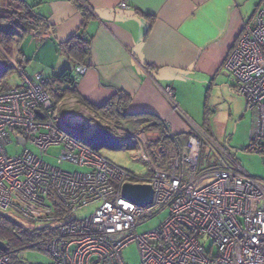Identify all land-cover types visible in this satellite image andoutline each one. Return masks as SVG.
<instances>
[{
    "label": "built area",
    "instance_id": "obj_1",
    "mask_svg": "<svg viewBox=\"0 0 264 264\" xmlns=\"http://www.w3.org/2000/svg\"><path fill=\"white\" fill-rule=\"evenodd\" d=\"M15 8L12 0H0V18ZM0 30L8 31L7 24L0 21ZM14 67L18 85L0 93V212L54 230L46 239L52 264H125L122 251L133 243L142 264H264V180L247 175L224 148L218 149L220 164L201 171V140L189 137L180 151L166 150L168 161L162 167L148 152L144 131L120 132L126 144L136 147L135 159L147 164L150 176L138 177L81 138L88 118L59 116L63 103L54 102L42 74L29 75ZM6 68L0 60V76ZM223 69L231 88L253 113L245 151L264 156V1ZM80 72L81 67L72 86L67 84L72 91ZM164 92L173 110L182 113L174 87ZM101 120L93 121L109 133L113 121ZM198 133L216 147L205 131ZM14 138L19 145L25 142V150L9 155L7 146ZM52 147H59V165L67 162L84 171L68 172L46 162L44 154ZM128 183L152 186V202L141 207L124 198ZM94 205L89 217L77 219L78 212ZM163 211L169 214L158 227L137 234L140 224ZM204 239L211 242L207 249ZM0 264H13L1 250Z\"/></svg>",
    "mask_w": 264,
    "mask_h": 264
},
{
    "label": "crops",
    "instance_id": "obj_2",
    "mask_svg": "<svg viewBox=\"0 0 264 264\" xmlns=\"http://www.w3.org/2000/svg\"><path fill=\"white\" fill-rule=\"evenodd\" d=\"M20 1L34 7L39 25L27 33L11 31L18 38L19 54L3 41L0 50L7 62L24 70V62L33 58L42 65L40 74L56 81L66 71L75 75L81 67L61 45L75 36L83 39L89 59L79 73L74 94L58 103H63L59 116L88 118L96 129L94 144L99 152L102 148L121 150L113 137L138 162L136 147L126 144L120 132L146 133L158 120L176 140L169 149L179 151L189 137L205 131L192 120L195 101L203 98L205 90L231 89L223 65L264 0ZM78 5L87 8L86 15ZM168 86L176 90L182 113L175 112L168 101L164 92ZM119 93L130 97L126 118L110 116L105 108ZM115 117L118 123L108 128L111 135L106 129L97 133L101 128L93 120L109 123ZM149 133L153 141L159 140L158 132ZM167 161L164 155L162 162H154L165 167ZM148 176L149 171L143 177Z\"/></svg>",
    "mask_w": 264,
    "mask_h": 264
},
{
    "label": "rangeland",
    "instance_id": "obj_3",
    "mask_svg": "<svg viewBox=\"0 0 264 264\" xmlns=\"http://www.w3.org/2000/svg\"><path fill=\"white\" fill-rule=\"evenodd\" d=\"M2 33L0 34L5 42H3V45L10 47L12 44V48L17 51L14 53L19 54L17 49L18 38L12 35L10 30ZM0 47L4 48L1 43ZM28 59V62L25 61L22 65L26 73L32 75L35 72H42V65L40 66V63L33 58ZM0 60L1 63L7 66L6 71L0 76V87H5L7 88L6 90H9L18 85L20 81L19 73L7 62L2 50H0ZM198 93L201 96L202 91ZM203 94V98L201 97L202 99L200 98L195 101L194 108L196 114L192 117V120H194L197 127H201L206 132L208 131L211 133V138L215 142L216 147H213L209 142L202 141L199 133H195V137L201 140V152L199 157L200 170L205 171L220 164V157L222 154L218 149L222 147L226 150L227 155L236 161L247 175L255 179L264 180V156L245 151V148L249 144V132L252 129L253 113L245 109L244 100L232 88L230 90L228 88H214L213 91H209V93H207V90H205V92L203 91ZM59 114H61V111H59ZM113 123L118 122L114 120ZM95 131L96 129H94L93 124L89 122L83 128L81 138L87 142ZM149 132L151 131H146V135L148 143L151 144L153 138ZM181 141L185 143L186 139L184 138ZM27 148L36 154H40V151L36 147L28 145ZM24 150L25 147L17 144L15 138L14 142L7 146L9 155H18ZM100 154L138 177L148 175L147 164L142 161H134L132 159L133 152L129 149L114 150L102 148ZM58 155L59 147H52L46 151L44 159L52 166L59 167L68 172L84 171L80 167L67 162L63 165H59L57 160ZM228 163L233 162L228 158ZM96 206L97 205H94L93 207L78 212L76 215L77 219L89 217L94 212ZM5 214H8V212H5ZM168 214V211H163L153 217L150 216L151 219L137 227V234H143L155 229L168 217ZM202 242L206 249L211 245L208 239H204ZM16 257L24 264H52L50 255L45 250H40L39 248L17 252ZM122 258L125 264H142L138 246L135 243L123 249Z\"/></svg>",
    "mask_w": 264,
    "mask_h": 264
},
{
    "label": "trees",
    "instance_id": "obj_4",
    "mask_svg": "<svg viewBox=\"0 0 264 264\" xmlns=\"http://www.w3.org/2000/svg\"><path fill=\"white\" fill-rule=\"evenodd\" d=\"M12 2L16 4L17 8L12 13H8L3 18H0V21L6 23L10 31L15 29L22 33H27L31 30H36L39 25V20L34 11V7H29L20 0H12ZM78 7L83 12V15H86L87 8L84 5H78ZM0 33H2L1 30ZM2 42L3 40L0 37L1 45ZM61 46L68 56L81 67L88 61L89 50L85 41L80 37L75 36ZM47 83V87L52 91L57 105L68 95L74 94V91L69 87L74 83V75L69 71L57 76L56 81L51 82L47 80ZM6 89L5 87H0V92L7 91ZM129 101V96L119 93L109 101L105 108L108 109L110 116L119 115L126 118L127 115H125L124 111ZM151 125L149 130L151 132H158L160 137L159 140L149 144L150 154L154 161L162 162L164 155H167L166 150L170 148V145H176L177 143L175 142V138L169 134L166 127L160 121L157 120ZM54 204L60 212H64L56 200H54ZM52 234H54V230H51L50 227H35L13 213L5 214L0 212V241L7 245L8 251L5 254L11 257L13 264H24L17 259V252L34 248H39L47 252L46 239Z\"/></svg>",
    "mask_w": 264,
    "mask_h": 264
},
{
    "label": "water",
    "instance_id": "obj_5",
    "mask_svg": "<svg viewBox=\"0 0 264 264\" xmlns=\"http://www.w3.org/2000/svg\"><path fill=\"white\" fill-rule=\"evenodd\" d=\"M82 69V67H81ZM103 130H98L97 133L102 132ZM96 133V134H97ZM94 137L95 135L91 136L88 141L90 144L94 143ZM112 139L118 144V149H123L120 145V142L112 137ZM21 140V139H20ZM22 145H25V142L21 140ZM154 196V190L152 186L150 185H144V184H125L123 187V197L127 200L134 202L135 204L144 207L147 206L152 202ZM0 250L4 253L8 251L7 245L0 241Z\"/></svg>",
    "mask_w": 264,
    "mask_h": 264
}]
</instances>
